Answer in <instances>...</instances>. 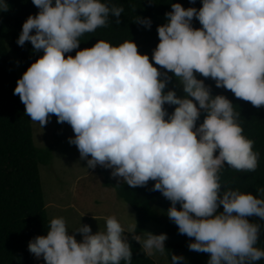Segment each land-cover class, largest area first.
I'll return each mask as SVG.
<instances>
[{"label": "clouds", "instance_id": "obj_1", "mask_svg": "<svg viewBox=\"0 0 264 264\" xmlns=\"http://www.w3.org/2000/svg\"><path fill=\"white\" fill-rule=\"evenodd\" d=\"M201 2L199 8L171 3L150 60L132 39L119 45L101 39L80 49V38L107 26L110 17L120 24L123 7L104 0H32L38 12L23 22L16 43L30 42L38 58L14 94L41 128L51 115L71 126L68 143L88 171L111 170L117 186L133 189L154 181L152 191L170 201L166 215L180 234L194 238L190 251L209 254L207 264H256L264 259V248L257 247L264 225L249 217L264 221V187L253 195L223 185L220 174L226 165L254 172L259 153L243 134L233 102L213 95L196 74L264 107V0ZM8 8L0 0V11ZM135 23L152 26L150 17L138 16ZM173 78L183 96L168 89ZM104 220V228L93 232L81 221L69 231L64 217L52 218L28 251L44 264H132L131 234L144 255L165 252L166 233L137 234L136 220L126 231L114 214ZM170 264L188 261L172 253Z\"/></svg>", "mask_w": 264, "mask_h": 264}, {"label": "trees", "instance_id": "obj_2", "mask_svg": "<svg viewBox=\"0 0 264 264\" xmlns=\"http://www.w3.org/2000/svg\"><path fill=\"white\" fill-rule=\"evenodd\" d=\"M104 2L109 6L124 8L120 17L121 23L117 24L115 18L110 17L107 26L100 27L93 33H86L80 38V49L92 47L101 39L113 45L132 39L138 45V51L141 54H148L150 60L152 51L159 42L157 26L166 22L164 14L171 11V3H180L185 8L202 6L201 0H195L194 4L190 3V0H104ZM7 3L8 10L0 11V264H44L42 258L38 260L28 251V242L35 236L45 235L51 220L47 215L39 165L48 164L52 152L51 148L41 149L34 144L30 119L25 114V105L19 96L14 94L17 78L4 42L8 41L10 51L18 59L24 73L38 55L33 54L30 42L21 47L16 41L23 22L30 14H36L38 8L32 0H7ZM138 16L151 18L150 30L135 23ZM193 26L200 27L195 18ZM75 51L70 54L74 56ZM154 66L160 68L159 65ZM196 75L211 86L213 95L223 94L233 102L234 111L240 113L238 123L243 128V134L254 141L253 149L259 153L258 167L254 172H237L226 165L220 174L221 183L256 195L257 188L264 187V107L258 109L250 102L235 98L229 90L215 87V82L210 78H204L199 73ZM176 81L173 78L168 89L175 87ZM165 107L169 113L174 110V106ZM51 116L57 122L55 115ZM202 121L203 114L197 126ZM153 184L154 181H149L147 186L135 189L127 184L120 186L114 184L118 196L135 212L137 232L143 231L146 223L154 216L152 203L161 199L158 201L164 203L165 211L170 206V201L159 191H152ZM219 210H223L222 206ZM249 220L264 225V221L257 217H249ZM160 233L168 235L165 253L170 261L173 253L182 254L188 264H207L209 254L190 251L188 243L194 238L180 234L177 225L168 216L166 231L158 234ZM128 239L133 250L132 264H156L143 254L139 243L132 240L131 235ZM257 247L264 248V231L261 232ZM256 264H264V259Z\"/></svg>", "mask_w": 264, "mask_h": 264}, {"label": "rangeland", "instance_id": "obj_3", "mask_svg": "<svg viewBox=\"0 0 264 264\" xmlns=\"http://www.w3.org/2000/svg\"><path fill=\"white\" fill-rule=\"evenodd\" d=\"M4 42L18 80L23 75L22 67L11 53L8 41ZM177 84L178 81L175 86ZM175 90L177 95H184L180 87H175ZM29 119L34 144L41 149L51 148L52 152L51 161L39 165L48 217H64L69 231L78 228L81 221L89 224L95 232L99 227L104 228L106 216L114 214L127 231L135 223L136 215L131 206L118 196L114 187L117 180L111 178V170L97 166L95 170L88 171L86 162L80 160L76 146L68 143V138L74 136V133L67 123H57L51 116L50 122L41 128ZM158 200L152 203L154 216L146 223L143 231L155 234L166 231L165 206ZM77 239H80L79 234ZM150 258L156 264H170L165 252H157Z\"/></svg>", "mask_w": 264, "mask_h": 264}]
</instances>
